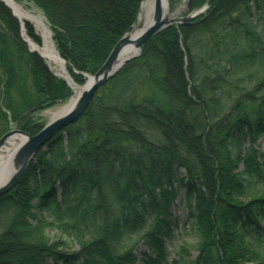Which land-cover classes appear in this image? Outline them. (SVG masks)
I'll list each match as a JSON object with an SVG mask.
<instances>
[{
    "label": "trees",
    "instance_id": "16d2710c",
    "mask_svg": "<svg viewBox=\"0 0 264 264\" xmlns=\"http://www.w3.org/2000/svg\"><path fill=\"white\" fill-rule=\"evenodd\" d=\"M27 1L50 25L74 83L84 86L135 25L144 0ZM208 1L192 0V11ZM259 21L264 0H213L204 15L154 35L0 197V214L11 215L0 233V264H138L133 247L119 253L117 244L145 222L148 209L153 224L144 240L152 257L142 261L162 264L176 183L198 236L193 264H264L252 242L264 222V196L248 189L249 178L264 183L257 145L264 139V77L226 109L223 86L203 70L225 54L232 66L248 59L264 67ZM25 28L41 45L33 26ZM72 96L0 2V138L15 128L35 136L46 125L37 114ZM36 208L72 230L79 249L46 243L41 224L32 223Z\"/></svg>",
    "mask_w": 264,
    "mask_h": 264
},
{
    "label": "rangeland",
    "instance_id": "374dc122",
    "mask_svg": "<svg viewBox=\"0 0 264 264\" xmlns=\"http://www.w3.org/2000/svg\"><path fill=\"white\" fill-rule=\"evenodd\" d=\"M189 1L190 0H169L170 13L180 19L189 17L190 19L186 22L188 23L193 19L198 18L201 15H204L209 9V5L212 4L210 3L209 0L208 3L204 5L202 8L192 11L191 5L190 8H188L190 3ZM21 5H23L25 9H27L28 11L36 10L42 14V12L38 10L35 6L29 5L27 0H23L21 2ZM138 19H139V15L136 24L138 23ZM46 23L52 34L50 25L48 24L47 20ZM259 24L260 26L257 31L262 35L264 21H259ZM33 28L38 34V36L41 37L37 29H35L34 26ZM41 39H42L41 45L38 44L36 45L43 46L44 40L42 37ZM52 42L54 47L56 48L53 37H52ZM228 57H229L228 54H225L222 57H220L221 61H219V64L213 66L212 70L211 69L207 70L208 68L207 66L203 67V70L205 68L204 71L207 76H211L216 81L217 84L223 86L224 93L221 92L222 93L221 99L226 109L229 108L234 97L238 96L240 92L244 90H249L253 88L259 82V79L264 77V67L262 64H258V63L252 64L248 59H245L243 64L239 62V64H237L236 66H232V64L226 61ZM45 60L49 64L50 69L57 76H59L60 78L66 81L65 78L59 75L58 70L54 67H51L47 59ZM67 82L72 86V91L74 96V87L75 86L79 87V86L74 84L72 81L71 82L67 81ZM68 101L59 104L52 109L38 113L37 118L41 119V121L44 124H48L49 122H51V119L49 117V112L61 106L66 105ZM241 145H242L241 149L244 150L246 147L249 146V143L248 141H244ZM257 145L259 146L260 153L264 155V139L263 138L259 139ZM242 170L243 167H241L240 171ZM184 175H185V171L181 170L180 176L183 177ZM176 188L178 189V195L176 197L175 202L171 206V213L174 219L173 228H172L173 234H172V238L168 240H164L166 256L162 264H173L174 261L178 262L179 264H193V262L196 260V257L198 255L196 249L198 244V236L196 232L193 230L192 224L189 221V212L185 204V190L179 189L177 183H176ZM248 189H249V193H251L252 195L257 192L258 196L260 195L264 196V183L258 181L257 178H253V179L249 178ZM59 190L60 189H58L57 191L60 194ZM248 199L249 198L246 197V200ZM147 211L149 213L145 217V222L139 225V228H134V227L128 228V230L124 232L121 241L117 244V252L119 253L133 247L134 253L137 256L138 264H143L142 261L143 254L150 255L149 246L145 243L144 235L152 227L153 214L150 209H148ZM33 214H34V221L32 223L34 225H36L37 223L41 224L40 228L43 230L44 239L46 243H48L49 245H55L59 243L58 244L59 250L62 251L64 250L77 251L79 249V244L75 239V233L72 230H69L67 232L62 230L58 222L54 218H52L47 211H42L36 208V210L33 211ZM10 218L11 215H9V213H6L5 216L0 214V233L4 230V227L6 225V220H10ZM252 242L254 248L260 251L262 255H264V222L260 226L259 235L256 236V238H254Z\"/></svg>",
    "mask_w": 264,
    "mask_h": 264
},
{
    "label": "water",
    "instance_id": "95a60500",
    "mask_svg": "<svg viewBox=\"0 0 264 264\" xmlns=\"http://www.w3.org/2000/svg\"><path fill=\"white\" fill-rule=\"evenodd\" d=\"M164 1L165 3L169 4V0ZM0 2L4 4L8 10L12 11L3 0H0ZM189 2L190 3L188 8H190L191 0ZM210 3H212V0H210ZM12 14L15 16L13 11ZM189 19V17L180 19L176 16L172 19L169 18L164 11L162 0H155L154 13L149 25L137 34L133 33L134 28H132L131 32L125 35L117 43L99 71L94 76H88V81L83 86L82 92L79 94L76 101L68 111L63 113L57 119L45 125V127L35 136L26 134L22 130L16 128L14 130H10L3 137H1L0 149H2V147L6 145L11 137H14L16 135L23 136L24 142L19 146V148H17L14 157L12 158L11 164L13 174L0 186V197L13 189L17 185L19 179H22L25 170L28 168L31 159H34L36 153L40 149H42L63 128L71 123L76 122L79 117H81L87 111L97 91L101 89L109 80L115 77L117 73L129 61L138 57L142 52L143 46L154 35L176 23L185 25ZM27 23L30 22L27 21ZM23 33V28L21 26V36L24 42L27 43L26 39L23 36ZM129 48L130 50H133V54L131 56H128L130 52L128 53L127 50ZM29 50L32 52H36V50H32L30 48ZM39 55L42 56L41 54ZM61 60L65 63V65L67 64L66 61L62 58ZM30 112H33V110ZM26 116L27 115L22 117L20 121Z\"/></svg>",
    "mask_w": 264,
    "mask_h": 264
},
{
    "label": "bare ground",
    "instance_id": "6f19581e",
    "mask_svg": "<svg viewBox=\"0 0 264 264\" xmlns=\"http://www.w3.org/2000/svg\"><path fill=\"white\" fill-rule=\"evenodd\" d=\"M8 7L13 11L17 19L19 20V24L23 28V36L26 39L28 47L32 50H36L39 54H41L45 59H47L51 65V67H54L58 70V73L61 77L65 78L66 81H70L69 73L67 72L65 63L61 60L60 55L57 51V49L54 47L52 42V34L49 30V27L46 23V20L44 16L39 13L36 10L28 11L25 9V7L21 4H18L16 0H3ZM164 11L166 15L169 18H174L175 15H172L170 13V5L165 3L164 0H162ZM154 6H155V0H145L140 9L139 19L138 23L135 25L133 29V33L137 34L140 33L141 30H143L146 26L149 25V23L152 20L153 13H154ZM30 22L31 25L37 29V31L40 33L41 37L44 40L43 46L36 45V42L30 39L27 36V32L25 31V24ZM134 38V37H133ZM129 55L131 56L133 54V50L130 48L127 50ZM83 87H74V96L71 99V101L61 106L51 112H49V117L51 121L57 119L59 116H61L63 113L68 111L74 102L76 101L79 94L82 92ZM24 142V138L21 135H16L14 137H11L6 145L0 149V186L8 179L12 174V158L14 157V154L19 148V146Z\"/></svg>",
    "mask_w": 264,
    "mask_h": 264
}]
</instances>
